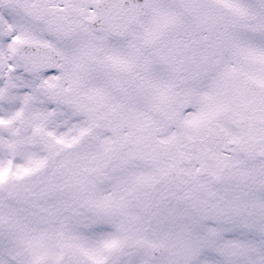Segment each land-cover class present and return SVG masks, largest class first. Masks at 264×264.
<instances>
[{
    "label": "snow or ice",
    "instance_id": "obj_1",
    "mask_svg": "<svg viewBox=\"0 0 264 264\" xmlns=\"http://www.w3.org/2000/svg\"><path fill=\"white\" fill-rule=\"evenodd\" d=\"M0 264H264V0H0Z\"/></svg>",
    "mask_w": 264,
    "mask_h": 264
}]
</instances>
